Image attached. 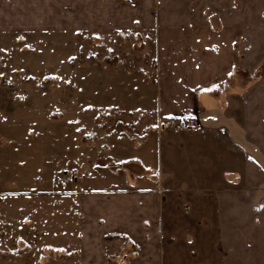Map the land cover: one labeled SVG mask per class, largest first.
<instances>
[{
  "label": "crops",
  "instance_id": "crops-1",
  "mask_svg": "<svg viewBox=\"0 0 264 264\" xmlns=\"http://www.w3.org/2000/svg\"><path fill=\"white\" fill-rule=\"evenodd\" d=\"M42 1L0 0V28L48 12ZM50 1L69 16L81 1L82 16L124 17L112 28L135 27L141 7L153 17L154 0ZM193 1L163 9L182 20L158 36L150 126L98 127L103 157L82 180L102 185L26 186L1 156L0 264H111L120 238L132 264H264V28H233L230 7L222 28H188ZM170 118L187 129L166 128Z\"/></svg>",
  "mask_w": 264,
  "mask_h": 264
},
{
  "label": "rangeland",
  "instance_id": "rangeland-1",
  "mask_svg": "<svg viewBox=\"0 0 264 264\" xmlns=\"http://www.w3.org/2000/svg\"><path fill=\"white\" fill-rule=\"evenodd\" d=\"M42 3L48 12L12 17L0 28V158L9 160L10 177L19 175L26 186L64 193L75 179L78 188L97 187L99 178L82 180V169L97 171L103 157L105 132L98 127L128 135L131 123L140 128L153 121L158 36L182 20L179 12L164 17L163 9H177L178 0H154L151 18L140 6L130 28H112L124 17L82 16L81 1L70 4L72 16L65 1ZM229 7L233 28H242L243 18L246 28H264V0H194L188 28H222L221 13ZM87 136L93 139L83 149ZM109 253L117 257L111 264H132L134 250L121 238Z\"/></svg>",
  "mask_w": 264,
  "mask_h": 264
},
{
  "label": "built area",
  "instance_id": "built-area-1",
  "mask_svg": "<svg viewBox=\"0 0 264 264\" xmlns=\"http://www.w3.org/2000/svg\"><path fill=\"white\" fill-rule=\"evenodd\" d=\"M163 125L172 130H185L187 129V120L186 119H176V118H170L163 122Z\"/></svg>",
  "mask_w": 264,
  "mask_h": 264
}]
</instances>
